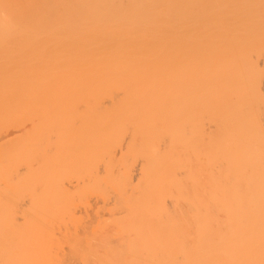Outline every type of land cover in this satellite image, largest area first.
<instances>
[{
  "label": "bare ground",
  "instance_id": "6f19581e",
  "mask_svg": "<svg viewBox=\"0 0 264 264\" xmlns=\"http://www.w3.org/2000/svg\"><path fill=\"white\" fill-rule=\"evenodd\" d=\"M0 264H264V0H0Z\"/></svg>",
  "mask_w": 264,
  "mask_h": 264
}]
</instances>
